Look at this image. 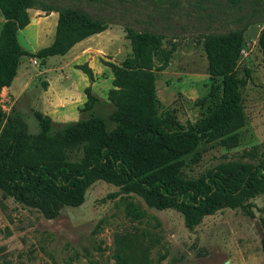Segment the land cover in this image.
Masks as SVG:
<instances>
[{"label": "rangeland", "instance_id": "obj_1", "mask_svg": "<svg viewBox=\"0 0 264 264\" xmlns=\"http://www.w3.org/2000/svg\"><path fill=\"white\" fill-rule=\"evenodd\" d=\"M37 1L58 9H76L105 22V33L88 43L101 45L97 51L106 62L119 64L131 53L128 29L160 35L167 48L175 43L169 66L156 73V90L159 113L169 112L184 126L208 112L209 92L220 81L208 74L205 39L241 32L239 65L250 70V78L242 93L245 122L238 130V146L226 149L219 141L201 143L185 158L181 174L197 179L219 163L236 160L243 151L264 143V57L258 45L264 31V0ZM28 14L30 25L18 32V42L25 51L36 53L52 43L58 14L46 15L36 9ZM3 21L0 13V29ZM76 62L71 56L47 60L24 56L19 80L24 79L28 94L18 100L0 97L2 112L19 114L31 138L40 133L34 114H43L40 110L46 106L64 109L58 114L63 122L51 119L56 126L52 125L50 134L58 126L91 117L113 129L110 116L115 109L107 100L112 82L97 85L107 95L98 98L91 110L80 112L83 104L78 109L75 104L66 106L70 99L78 103L74 87H80L81 81L75 67L81 64ZM65 84L73 97L66 96ZM48 90L58 95L56 104L47 101ZM66 155L71 162L83 156L80 146ZM118 191L113 184L97 181L86 191L80 207H63L52 220L0 191V264H264V194L244 200V208H225L206 216L190 231L178 211L150 208L136 194L114 196Z\"/></svg>", "mask_w": 264, "mask_h": 264}, {"label": "trees", "instance_id": "obj_2", "mask_svg": "<svg viewBox=\"0 0 264 264\" xmlns=\"http://www.w3.org/2000/svg\"><path fill=\"white\" fill-rule=\"evenodd\" d=\"M31 9L58 14L52 43L36 53L25 51L18 42V32L30 25ZM0 13L4 20L0 29V97L2 89L12 84L24 56H63L77 43L108 29L105 22L76 9H58L37 0H0ZM126 39L131 53L121 63L101 60L113 75L107 95L115 109L110 116L113 129L108 130L104 120L91 117L58 126L50 134L56 124L36 112L40 133L31 138L19 114L6 116L0 108V191L52 220L63 207H80L86 191L95 182L104 181L119 188L114 196L136 194L150 208L178 211L190 231L204 217L225 208H244V200L264 194V143L243 151L236 160L219 163L197 179L181 174L185 158L201 143L219 141L226 149L238 146V130L245 122L242 93L250 78V70L239 65L242 33L231 31L205 39L208 74L220 81L209 92L208 112L186 126L169 112L159 113L156 73L169 66L175 43L167 48L160 35L132 29L126 31ZM258 45L264 57V31ZM75 68L90 84L95 81L87 63ZM84 95L80 112L99 102L91 85ZM76 146L81 147L83 156L81 161L71 162L66 153ZM261 249L264 256V235Z\"/></svg>", "mask_w": 264, "mask_h": 264}, {"label": "crops", "instance_id": "obj_3", "mask_svg": "<svg viewBox=\"0 0 264 264\" xmlns=\"http://www.w3.org/2000/svg\"><path fill=\"white\" fill-rule=\"evenodd\" d=\"M102 34L93 35V36L77 43L76 45H74L72 47V49H70V51L67 54L62 56V57L71 56L72 60L77 61L76 62L77 64H78V62L80 64L87 63L89 65V67L93 70L94 76H95V81L92 84H90L88 78L80 70H76V72H77L76 74L80 78V81H81L80 87H74V90L77 88L75 97H78V103H76L75 101L70 99L69 101H65L67 103L66 106H69L71 104V107H72V104H75L74 108L78 109L82 104H84L86 101L85 95H84V89L86 87H88L89 85H91L92 90L95 92L96 96L99 99H102V100L105 99V95H107V94L103 95V93L99 90L97 85H100V82H102V81L105 82V85L107 84V82H112L113 75H112V73L108 67H106L100 63V60H102V59H100V58H102V55L97 50L99 48H101V45L94 44V43L93 44L88 43L89 40H92L94 38H99ZM90 45H92L93 47L92 46L90 47ZM86 48H88L87 52L83 53ZM47 59H44V60H47ZM21 61H22V59L20 60V62ZM111 63H114V62H111ZM20 67L21 66L19 65L16 76H15L14 80L12 81V84L10 85V87L2 89L1 98L10 96L11 98L18 100L24 94H28L27 93L28 87L26 86L24 79H22L23 81L19 80V68ZM66 85L67 84H65V86ZM64 89H68V87L66 86ZM66 92L69 93V95H66V96L73 97V95L69 91V89L66 90ZM49 95H51V96L49 97ZM26 96H28V95H26ZM46 99L49 103L53 102L54 104H56V102L58 100V95L52 94L50 92V90H48ZM62 111H64V109L56 110L53 108H49V106H46L45 108H43V110H40V112H42L46 116H49L51 119H53L55 121L58 120V121L63 122L64 117H60L58 115V114L62 113ZM71 115L73 116V114H71ZM62 116H67V114L62 115Z\"/></svg>", "mask_w": 264, "mask_h": 264}]
</instances>
